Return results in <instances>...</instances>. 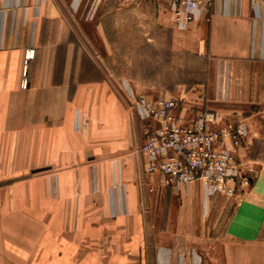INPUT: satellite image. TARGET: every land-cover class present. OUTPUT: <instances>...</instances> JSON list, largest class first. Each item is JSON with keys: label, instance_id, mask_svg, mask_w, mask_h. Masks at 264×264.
<instances>
[{"label": "crops", "instance_id": "obj_1", "mask_svg": "<svg viewBox=\"0 0 264 264\" xmlns=\"http://www.w3.org/2000/svg\"><path fill=\"white\" fill-rule=\"evenodd\" d=\"M193 18L178 26L164 0H0V264H264V6L211 0ZM165 43L205 60L204 83L172 96L130 76L142 44ZM162 97L243 124L247 186L208 196L144 172L158 124L135 104ZM220 197L234 205L215 237Z\"/></svg>", "mask_w": 264, "mask_h": 264}, {"label": "built area", "instance_id": "obj_2", "mask_svg": "<svg viewBox=\"0 0 264 264\" xmlns=\"http://www.w3.org/2000/svg\"><path fill=\"white\" fill-rule=\"evenodd\" d=\"M171 12L172 20L184 27L194 20L196 10H205L211 0H164ZM260 1L264 6V0ZM32 51L25 52V60L32 58ZM21 88H26V65ZM226 81L230 73L226 70ZM178 101L162 97L156 102H145L140 98L136 105L141 119L157 122L143 132L140 153L145 158L144 172L157 173L161 183L174 188L187 187L195 181L201 183L210 196L220 193L235 195L238 187L247 186L249 178L240 169L238 150L246 135L243 124L228 125L227 128H213L223 117L206 110H197L194 116L184 112L173 114Z\"/></svg>", "mask_w": 264, "mask_h": 264}, {"label": "rangeland", "instance_id": "obj_3", "mask_svg": "<svg viewBox=\"0 0 264 264\" xmlns=\"http://www.w3.org/2000/svg\"><path fill=\"white\" fill-rule=\"evenodd\" d=\"M168 41V40H167ZM146 46L142 44L139 50L134 53L133 65L130 68V76L135 80L146 83L150 82L155 86H161L167 92L166 95H172L178 91V87L182 86L186 91L202 84L206 78V64L203 58H195L190 54L184 52L182 55L174 54V52L165 49L166 43L160 50H146ZM261 154L264 155V148ZM226 201L225 197L216 199V208L209 212L207 216L209 220L214 216L215 237L224 234V227L226 223V215L232 211L233 203ZM227 203V204H226ZM206 221V215L203 214ZM205 239V238H203ZM215 239L216 242H222L223 238H209ZM226 244V242H225ZM220 264H223L222 258Z\"/></svg>", "mask_w": 264, "mask_h": 264}]
</instances>
